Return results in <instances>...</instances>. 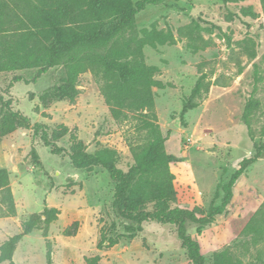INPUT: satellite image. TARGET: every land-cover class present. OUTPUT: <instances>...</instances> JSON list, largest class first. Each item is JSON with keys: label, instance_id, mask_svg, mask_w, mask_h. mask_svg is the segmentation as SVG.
Masks as SVG:
<instances>
[{"label": "rangeland", "instance_id": "obj_1", "mask_svg": "<svg viewBox=\"0 0 264 264\" xmlns=\"http://www.w3.org/2000/svg\"><path fill=\"white\" fill-rule=\"evenodd\" d=\"M248 7L259 17L244 16L242 10ZM183 29L193 34L194 44L205 49L193 53L188 46L193 41L181 34ZM143 30L172 33L176 40L156 49L144 48L146 64L159 69L155 79L164 85L153 88L156 119L152 121L167 137L166 152L180 159L171 166L177 192L173 207L207 212L221 202V197L215 200L218 187L264 144V14L260 0L230 4L167 0L138 15L136 32L140 35ZM248 41L255 44L254 60L242 48ZM37 72L35 68L0 73V93L11 101L12 110L28 117L32 125H44L50 138L68 151L75 140L88 153L115 150L118 167L128 172L134 165L133 148L149 140L143 118L130 114L126 120H115L101 83L91 72L79 76L74 101L49 98L43 102L42 96L66 78L67 70L60 65L37 83H28ZM202 74L212 84L210 91L189 101ZM15 78L21 81L12 83ZM216 81L226 87L215 85ZM251 97L259 108L251 118L250 131L244 114ZM174 123L178 129L171 128ZM32 149L39 164L34 162ZM0 168L10 173L17 207L16 217L0 219V245L20 233L22 223L45 206L60 211L48 238L43 230H36L21 241L14 255L16 264H47V241L53 264H85L86 258L98 255L102 257L99 264H192L176 228L157 222L145 223L133 239L99 250L102 231L116 220V184L102 167L78 170L68 155H52L33 137V131L17 129L0 137ZM234 191L239 201L227 217L207 226L201 235L194 224L188 225V232L200 243L207 264H213L217 253H224L231 262L264 264V238L244 231L264 205V152Z\"/></svg>", "mask_w": 264, "mask_h": 264}, {"label": "trees", "instance_id": "obj_2", "mask_svg": "<svg viewBox=\"0 0 264 264\" xmlns=\"http://www.w3.org/2000/svg\"><path fill=\"white\" fill-rule=\"evenodd\" d=\"M167 0H0V73L24 69H38L28 83L37 81L50 69L64 66L66 78L42 96L74 101L78 96L79 76L91 72L101 83V91L112 116L117 121L126 120L130 114L143 118V127L148 130L149 140L133 148L134 165L128 172L118 167V154L109 148L88 153L81 141L75 140L70 151L60 147L50 138L42 124L32 125L28 117L12 110V103L0 93V137L17 129L33 131L52 155H68L75 169L92 171L102 167L116 184L113 209L116 220L101 233L99 250L111 249L122 239H133L143 231L145 223L157 222L176 228L178 240L192 264H207L200 243L188 232V225L197 226V233L215 221L227 217L239 201L234 191L249 167L263 155L264 144L257 154L245 158L226 183L221 184L215 200L207 212L173 207L177 192L172 164L180 159L165 150L167 137L154 124L155 99L153 88L164 85L155 79L159 69L146 64L144 48H157L175 44L172 33L143 30L136 32L138 15L149 6L166 4ZM225 4L242 3L246 0H223ZM264 14V0H260ZM244 16L254 19L259 14L253 7L242 10ZM193 31V30H192ZM190 37L188 46L197 53L205 49L194 44L196 40L188 30H181ZM242 44H240L241 46ZM253 41L242 47L251 60L256 58ZM201 67V66H200ZM20 78L12 83L20 82ZM11 83V84H12ZM211 82L202 74L192 91L189 101L201 99L209 93ZM215 85L226 87L224 83ZM192 108L196 104H190ZM259 108V102L251 97L245 108L244 119L251 131V118ZM188 109L185 106L184 112ZM32 155L40 163L35 149ZM74 180L72 179L71 182ZM222 195V196H221ZM60 211L45 206L39 214H33L21 226V232L0 245V264H16L14 255L21 241L36 230H43L48 238L50 226L59 219ZM17 216L16 201L11 187L10 173L0 168V219ZM247 234L264 238V205L248 223ZM47 264H53L51 243L47 241ZM101 256L86 258L85 264H99ZM213 264H241L231 262L224 253L215 254Z\"/></svg>", "mask_w": 264, "mask_h": 264}, {"label": "water", "instance_id": "obj_3", "mask_svg": "<svg viewBox=\"0 0 264 264\" xmlns=\"http://www.w3.org/2000/svg\"><path fill=\"white\" fill-rule=\"evenodd\" d=\"M171 128L172 129H178L179 127L176 125V123H174V124L171 125Z\"/></svg>", "mask_w": 264, "mask_h": 264}]
</instances>
